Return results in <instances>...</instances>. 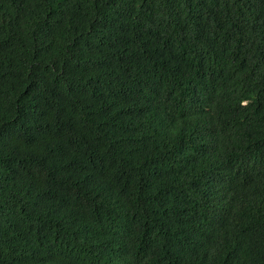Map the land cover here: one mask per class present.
<instances>
[{"label": "trees", "instance_id": "1", "mask_svg": "<svg viewBox=\"0 0 264 264\" xmlns=\"http://www.w3.org/2000/svg\"><path fill=\"white\" fill-rule=\"evenodd\" d=\"M0 264H264V0H0Z\"/></svg>", "mask_w": 264, "mask_h": 264}]
</instances>
